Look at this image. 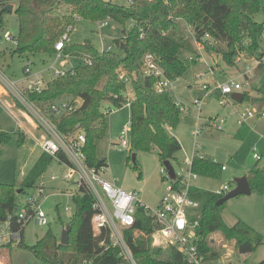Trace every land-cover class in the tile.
<instances>
[{"label": "trees", "instance_id": "1", "mask_svg": "<svg viewBox=\"0 0 264 264\" xmlns=\"http://www.w3.org/2000/svg\"><path fill=\"white\" fill-rule=\"evenodd\" d=\"M6 2L0 0L4 7ZM61 5L70 6L71 13L58 14L56 9ZM15 12L19 18V32L14 36L17 43L13 51L20 56L45 54L52 58L56 42L77 16L92 21L113 19L123 25L133 21V26L114 40L121 53L98 49L90 42L67 44L65 51L79 57L74 71L51 78L42 92L29 96L49 113L60 132L85 134L87 161L96 168L108 165L96 151L97 142L107 128L106 116L110 112L103 110L106 102L117 109L129 104L133 151L156 148L163 162H178L182 144L171 130L179 124L182 111L174 94L157 92V78L143 72L146 53H153L171 78H183L190 67L199 62L195 40L206 34L210 35L206 50L221 54L229 66L237 65L236 57L240 53L246 59L264 54V21L256 19L259 12H264V0H133L129 5L111 0H18ZM263 69V65L259 66L256 73ZM122 72L130 78L129 82L121 79ZM129 85L134 91L132 99L126 94ZM248 97L244 92L242 101ZM77 99L81 102L77 103ZM259 99L264 104V95ZM64 100L72 108H66L59 115L49 111L51 103ZM24 136L20 131V143ZM10 139L7 132L0 131V162L1 146ZM53 160L42 152L20 185L0 182V224L19 208L18 195L27 187H34ZM192 168L199 175L212 177L223 171L222 164L205 157H195ZM246 176L252 191L264 195V166H254ZM229 183L233 188L234 181ZM190 193L200 203L195 212L199 219L196 243L205 264H216L220 257L210 237L212 233L221 232L225 239L234 240L238 254L250 253L263 244V234L244 220L239 219L233 225L225 221L226 202L217 205L223 196L195 185ZM73 201L75 208L68 222L72 229L67 245L60 243L61 238L52 229L33 245L26 244L23 238L17 245L49 264H133L114 243L109 228L95 232L92 225L95 198L84 184L74 194ZM123 233L136 264H188L187 257L177 246L155 244L160 225L144 206H137L135 223ZM13 244L0 245V256L10 254ZM259 264H264V260Z\"/></svg>", "mask_w": 264, "mask_h": 264}, {"label": "rangeland", "instance_id": "2", "mask_svg": "<svg viewBox=\"0 0 264 264\" xmlns=\"http://www.w3.org/2000/svg\"><path fill=\"white\" fill-rule=\"evenodd\" d=\"M6 1L7 5L13 6V10L2 12L5 7L0 4L1 68L9 76L17 78L21 75L23 77V68L27 59L34 62L33 65L36 70L48 68L54 63L53 58L45 54L20 56L13 51L16 47L14 42L5 39V33L17 36L19 32V18L15 12L18 0ZM111 1L122 5L130 4L129 0ZM71 11L72 9L68 5H61L56 9L58 14H70ZM256 19L264 21V12H259ZM132 26V20L123 25L113 19H107V25L101 26L100 21L80 18L74 22V29L70 33V43L90 42L96 48L102 49V36L104 48L112 46V50L121 53L115 46L114 40L123 36L124 32ZM188 30L193 34L190 27ZM262 45L264 47V39ZM204 55L208 61L206 62L200 57L202 60L199 59L197 64L190 67L182 78L184 86L178 89L179 95L189 99L196 95H202L203 92L198 89L203 81L199 77V73L207 71L208 66H212L217 74L216 77L207 74L204 80L212 81L215 79V82L223 83L234 79L243 85L241 92L249 94V97L241 102L234 100L230 95L226 98L225 104L221 103L223 98L218 93L207 97L200 113V124L203 129L199 135L194 134L197 124L196 115L187 112H182L179 124L171 130V133L182 144V149L178 154V162L173 164L176 170L186 167L185 159L193 156L195 147L205 158L226 165V169L221 171L219 176L199 175L193 182L197 187L215 190L234 181L236 177L246 175L254 166H264V117L260 115V112L264 111V104L259 99L260 95H264V69L258 74L251 73L250 78H247L244 75L245 62L229 66L219 53L205 50ZM253 63V59L247 62L249 65ZM42 75L47 80L52 78L49 70L44 71ZM191 83L195 85L193 89L188 86ZM126 94L130 99L134 97L131 85L128 86ZM79 102L81 101L77 99V103ZM108 108H112L114 111L107 114L106 132L98 140L96 146L98 157L105 158L108 163L102 173L105 178L123 189L137 192L147 206L155 208L167 192L166 180L162 176L163 161L160 159L156 148L151 151H133L131 147L128 149L114 148L112 143L120 141L119 136L125 125L130 122L131 112L129 104L117 109L110 103H104L103 110ZM10 109L0 106V131L7 132L11 136L10 141L1 146L3 154L0 162V182L20 185L25 175L42 154L37 141L42 138L43 132L36 128L31 120L22 114L21 110L16 107ZM250 110L255 112V116L248 118L244 125H239L240 114ZM211 116L227 118L223 130L212 128L206 124ZM20 131L25 132L24 140L21 143L19 142ZM130 134L131 131L128 132L129 139ZM255 153L261 155L260 160L254 158ZM134 154L136 155L135 160ZM65 171L66 167L54 159L39 178L37 184L34 187H27L25 192L18 195L19 208L25 205L28 194L33 192L40 183L44 187L46 196L43 197L42 207L48 216L49 224L29 223L23 233V240L26 244H35L49 229H52L61 238L63 228L74 213L72 194L78 190L76 183L63 178ZM52 174H56L57 178L53 180ZM223 217L230 225L239 219L244 220L264 236V195L252 191L251 194H242L229 199L226 202ZM123 229L125 228L121 227L122 232ZM210 237L213 238L214 245L220 252L216 264H238L242 262L259 264L264 260V241L256 250L246 254H238L235 250V241L225 239L221 232L212 233ZM20 241L14 242L10 254L0 256V264H49L37 258L30 250L19 247L17 244ZM155 244L168 245L167 241L158 233L155 234Z\"/></svg>", "mask_w": 264, "mask_h": 264}, {"label": "built area", "instance_id": "3", "mask_svg": "<svg viewBox=\"0 0 264 264\" xmlns=\"http://www.w3.org/2000/svg\"><path fill=\"white\" fill-rule=\"evenodd\" d=\"M132 1L129 0V2ZM77 18L79 19L78 16ZM100 23L101 26L107 25V20H102ZM73 29L74 24L69 25L56 42V52L52 57L54 63L48 68L36 70L34 69V62L27 59L23 68V77L21 79H14L0 66V106L8 109L12 107L18 108L23 112L22 114L31 120L36 128H39L43 132L42 138L38 139L37 144L43 153L52 156L66 167L63 178L76 183L78 190L84 184L93 193L95 198V213L92 217V225L95 232L99 233L102 228H109L114 243L121 247L122 254L130 259L133 264L136 263L125 240L124 229L122 232L121 227L127 228L135 223L136 210L139 205L144 206L148 213L155 217L160 225V234L162 237L169 245L177 246L185 254L188 264H205L204 255L196 243L199 219L195 216V212L200 207V203L190 193L191 188L194 186V180L199 177V174L192 168L193 159L195 157H204L198 148L195 147L192 157L185 159L186 167L184 169L176 170L174 167L176 173L175 178L170 176L168 169L164 165L162 176L166 180L167 192L157 207L152 208L141 200L137 192L127 191L106 179L102 173L105 167L96 168L89 165L85 152L87 142L85 134L81 131H76L70 135H65L60 132L51 120L49 113L29 97L30 93H40L46 87L48 80L42 75L44 71L49 70L52 78L66 76L74 71L76 60L79 57L65 51L66 45L71 42L70 33ZM4 36L6 40H11L14 44L17 43L11 33H5ZM209 38L210 35L206 34L202 39L195 40L200 57L206 62L208 60L205 58L204 51L206 50V42ZM101 43V50H110L112 48V46L104 48L102 36ZM252 59L254 63L247 64L248 60ZM252 59H246L241 53L236 57L237 64L242 62L246 63L244 75L247 78H250L251 73H256V69L259 66H264V54L259 58L254 57ZM84 61L90 63L89 59H85ZM142 70L146 75L157 78L155 84L157 92H172L182 112L196 115L197 124L194 132L195 135H199L203 129L200 124V113L207 97L219 92L223 98L221 103L225 104L228 96L234 92H241L243 88V85L234 79L223 83H212L211 81L204 80L207 74L214 76L216 74L215 69L212 66H208L207 71L199 73V77L203 79L200 85V90L203 92L202 95L187 99L178 93V89L184 86L182 78H171L167 76L153 53L148 52L144 55ZM120 77L126 82L130 80L125 72H122ZM66 108H72L67 101L54 102L50 104L49 111L59 115ZM113 111L114 109L111 108L105 110L106 113ZM260 115L264 117V111H261ZM254 116V111L244 112L240 114L238 124L244 125L248 118ZM226 122L227 118L224 116H211L206 124L212 128L223 130ZM130 130L131 125L129 122L125 125L119 136L120 141L113 142L112 146L117 149H128L131 147V141L128 138V132ZM254 158L260 160L261 155L255 153ZM222 169L225 170L226 165L223 164ZM51 178L54 180L57 178V175L52 174ZM231 189L232 186L228 182L213 191L217 195L224 196ZM43 197H46L45 190L40 183L33 192L28 194L25 205L8 215L7 220L0 224V245L22 240L24 229L31 222L38 225L49 224L48 216L42 207ZM238 264L250 263L242 262Z\"/></svg>", "mask_w": 264, "mask_h": 264}, {"label": "water", "instance_id": "4", "mask_svg": "<svg viewBox=\"0 0 264 264\" xmlns=\"http://www.w3.org/2000/svg\"><path fill=\"white\" fill-rule=\"evenodd\" d=\"M4 10L12 11L13 6L7 5L5 6ZM243 97H244V93L242 92H234L232 94V98L239 102L243 100ZM133 158L135 159V154L133 155ZM163 164L168 169L170 176L172 178H175L176 173L173 163L170 160H166L163 162ZM234 183L235 186L227 194H225L222 198H220L217 201V205L227 202L229 199L237 197L239 195L252 193V188L250 186L248 177L246 175L234 178ZM19 192H21V190H19ZM71 229L72 227L70 224H68L65 228H63L60 239L61 244L67 245L69 243Z\"/></svg>", "mask_w": 264, "mask_h": 264}, {"label": "crops", "instance_id": "5", "mask_svg": "<svg viewBox=\"0 0 264 264\" xmlns=\"http://www.w3.org/2000/svg\"><path fill=\"white\" fill-rule=\"evenodd\" d=\"M216 74H217V73H216ZM216 74H215V77H216ZM12 77H13L14 79H21V78H22V75H21V77H19V78H17V77H14V76H12ZM211 82H212V83H213V82H215V79H214V80H212ZM188 86H189V88H191V89H193V88L195 87V85H194V84H192V83H191V84H189ZM198 89L200 90V87H199ZM200 91H201V90H200ZM242 93H244V92H242ZM218 94H219V92H218ZM196 96H197V95H196ZM231 96H232V95H231ZM261 96H262V95H260V97H261ZM24 133H25V132H24ZM178 140H179V139H178ZM222 165H223V164H222ZM104 177H105V176H104ZM106 179H107V178H106ZM108 180H109V179H108Z\"/></svg>", "mask_w": 264, "mask_h": 264}]
</instances>
